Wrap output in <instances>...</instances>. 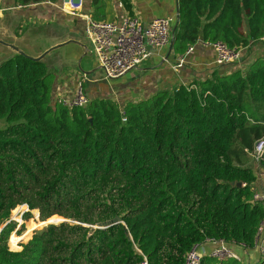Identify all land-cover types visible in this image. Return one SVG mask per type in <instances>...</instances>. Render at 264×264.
<instances>
[{
  "label": "trees",
  "instance_id": "obj_1",
  "mask_svg": "<svg viewBox=\"0 0 264 264\" xmlns=\"http://www.w3.org/2000/svg\"><path fill=\"white\" fill-rule=\"evenodd\" d=\"M46 1L59 0L15 3ZM177 8L173 56L198 40L247 48L264 34V0ZM55 84L42 61L15 54L0 64V264H185L207 239L248 255L199 264H264L250 255L264 221L250 155L264 135V52L244 72L214 70L128 101L126 121L112 97L57 103ZM18 208L36 217L28 230L9 219Z\"/></svg>",
  "mask_w": 264,
  "mask_h": 264
},
{
  "label": "crops",
  "instance_id": "obj_2",
  "mask_svg": "<svg viewBox=\"0 0 264 264\" xmlns=\"http://www.w3.org/2000/svg\"><path fill=\"white\" fill-rule=\"evenodd\" d=\"M64 1H46L21 6L16 4L15 0H0V36L34 57L48 47L67 40L73 39L86 44L82 15L90 14L118 23L125 17L136 16L143 24H147L155 17H165L171 19L173 25L178 4V0H96V4L93 5V0H82V5L72 16L61 8ZM20 25L25 26V29L18 35L16 31ZM263 43L260 41L244 48L239 62L219 66L215 64V50L198 40L192 50L184 54V62L180 67L174 66L181 55L173 56L170 52L167 57V45L154 50L136 69L113 81L104 79L101 74L96 75L93 56L83 57L82 47L75 43H68L57 49L48 55L44 62L56 71L55 95L71 97L77 81L82 79L88 97H112L122 107L128 101L143 100L159 90L205 79L214 70L229 73L238 68L244 72L247 69L242 57L245 50L251 49L253 55L262 53ZM13 54L11 49L0 44V61ZM251 58L252 56L249 59ZM79 60L82 70L78 68ZM251 165L256 175L253 188L256 191H264V168L253 160ZM257 243L255 250L250 253L252 260L261 257L260 246L264 245V227ZM206 248L210 250L213 245H207ZM235 252L240 257L248 255V250L240 246Z\"/></svg>",
  "mask_w": 264,
  "mask_h": 264
},
{
  "label": "built area",
  "instance_id": "obj_3",
  "mask_svg": "<svg viewBox=\"0 0 264 264\" xmlns=\"http://www.w3.org/2000/svg\"><path fill=\"white\" fill-rule=\"evenodd\" d=\"M81 5L82 0H65L61 8L74 16ZM82 16L84 37L106 80L136 69L154 50L167 46L171 38L172 20L165 17H155L147 24H143L136 16L125 17L119 23L96 18L90 14ZM260 41L264 42V34L260 37ZM204 43L215 50V64L219 66L239 62L244 49L242 46L228 47L221 41ZM192 47L193 45L189 46L185 53H189ZM183 62L184 55L178 58L174 67L182 66ZM54 99L67 107L85 106L89 102L82 79L77 81L71 97L54 95ZM120 113L122 121H126L122 107ZM250 155L253 161L264 168V135L255 141ZM252 192L253 201H259L264 208V191H256L252 186ZM263 227L264 221L258 229L257 242ZM210 244L213 248L207 250L206 246ZM260 251L264 258V245L260 246ZM205 254L217 259H239V256L223 240L207 239L189 250L185 264H199L201 257ZM141 264H147L146 260Z\"/></svg>",
  "mask_w": 264,
  "mask_h": 264
},
{
  "label": "water",
  "instance_id": "obj_4",
  "mask_svg": "<svg viewBox=\"0 0 264 264\" xmlns=\"http://www.w3.org/2000/svg\"><path fill=\"white\" fill-rule=\"evenodd\" d=\"M177 20H178V8H177V16H176V20H175V22H174V24L172 25V29H171V38H170V41H169V44H168V54H167V57H168V55L170 54V52H171V50H172V45H173V42H174V30H175V27H176V22H177ZM87 41V40H86ZM68 43H75V44H77V45H79V46H81L82 47V49H83V57L84 56H93V54H92V51H91V49H90V47H89V45H88V41H87V43L85 44V43H83V42H79V41H76V40H73V39H71V40H67V41H65V42H61V43H58V44H55V45H52V46H50V47H48L47 49H45L44 51H42L38 56H31V55H29V54H27L22 48H20L19 46H17L16 44H14V43H12V42H8V41H6L3 37H1L0 36V44L1 45H3V46H6V47H8L9 49H11L13 52H14V54L12 55V56H14L15 54H20V55H23V56H25V57H27V58H30V59H33V60H36V61H42V62H44V59L48 56V55H50L51 53H53L54 51H56L57 49H59V48H61L62 46H65L66 44H68ZM12 56H10V57H8V58H11ZM8 58H5V59H3L2 61H0V64L3 62V61H5L6 59H8ZM94 58V57H93ZM80 60H81V58H80ZM80 60L78 61V67H79V69L80 70H82L81 69V66H80ZM94 61H95V59H94ZM45 63V62H44ZM95 63H96V61H95ZM96 69H99L100 71H102L101 70V67L96 63ZM95 69V70H96ZM94 70V71H95ZM127 72H129V71H127ZM127 72H125L124 74H126ZM123 74V75H124ZM123 75H121V76H119V77H115V78H110L108 81H113V80H116V79H118V78H120V77H122ZM103 77H104V75H103ZM237 186H240V183H237ZM119 217H115V218H113L112 220H110V221H108L107 222V225H111V224H115V223H117V222H119ZM62 221H69L68 219H63ZM47 224V223H46ZM85 226H88V227H91V228H95V227H99V228H101V225L100 224H98V225H96V226H90V225H85Z\"/></svg>",
  "mask_w": 264,
  "mask_h": 264
},
{
  "label": "rangeland",
  "instance_id": "obj_5",
  "mask_svg": "<svg viewBox=\"0 0 264 264\" xmlns=\"http://www.w3.org/2000/svg\"><path fill=\"white\" fill-rule=\"evenodd\" d=\"M264 44V43H263ZM259 45V44H258ZM245 55V56H244ZM261 53H255L254 55L252 54V50L251 49H246L245 53L243 54V61L245 62V66H247V68L249 67V65L252 63L253 60H255V58H257L258 56H260ZM252 56L251 60L249 59ZM247 60V61H246ZM250 60V61H249ZM79 68V67H78ZM80 70V69H79ZM97 74L96 75H100L103 76V72L99 71L98 69L96 70ZM4 126V122L3 120H0V128H2ZM26 211L25 208H18L16 209L12 214L10 213L9 215V219L15 220L17 222V227L16 230L19 229L20 225L24 226V229L28 230V222L32 223L35 222L36 217L34 216V214L32 213V217L27 219V220H23L22 216L23 213ZM4 225V224H3ZM3 225H1L0 227H2ZM44 226V225H43ZM43 226L36 228L37 229H41ZM31 230V229H30ZM35 230V229H34ZM17 234L15 231L11 233V235H15ZM10 235V236H11ZM32 235V234H31ZM18 244H22L21 242H19Z\"/></svg>",
  "mask_w": 264,
  "mask_h": 264
}]
</instances>
